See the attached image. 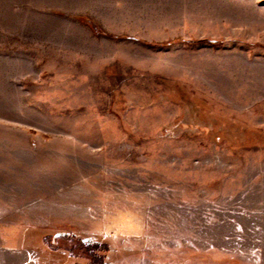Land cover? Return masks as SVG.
Instances as JSON below:
<instances>
[{
	"label": "rangeland",
	"instance_id": "1",
	"mask_svg": "<svg viewBox=\"0 0 264 264\" xmlns=\"http://www.w3.org/2000/svg\"><path fill=\"white\" fill-rule=\"evenodd\" d=\"M0 264H264V0H0Z\"/></svg>",
	"mask_w": 264,
	"mask_h": 264
},
{
	"label": "trees",
	"instance_id": "2",
	"mask_svg": "<svg viewBox=\"0 0 264 264\" xmlns=\"http://www.w3.org/2000/svg\"><path fill=\"white\" fill-rule=\"evenodd\" d=\"M87 24L89 25L90 29L92 30L93 33H96L98 35H107V36H111L110 34L106 33L104 30H102L96 23H93L91 21H87ZM208 43H212L215 44L218 41H213V40H206ZM189 43H196V40H191L188 41ZM151 45H157L155 43H151ZM43 238L45 239V236H43Z\"/></svg>",
	"mask_w": 264,
	"mask_h": 264
},
{
	"label": "bare ground",
	"instance_id": "3",
	"mask_svg": "<svg viewBox=\"0 0 264 264\" xmlns=\"http://www.w3.org/2000/svg\"><path fill=\"white\" fill-rule=\"evenodd\" d=\"M116 222V221H115Z\"/></svg>",
	"mask_w": 264,
	"mask_h": 264
}]
</instances>
